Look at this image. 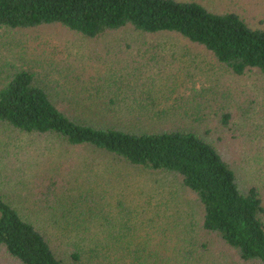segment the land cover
I'll return each instance as SVG.
<instances>
[{
  "label": "trees",
  "instance_id": "1",
  "mask_svg": "<svg viewBox=\"0 0 264 264\" xmlns=\"http://www.w3.org/2000/svg\"><path fill=\"white\" fill-rule=\"evenodd\" d=\"M39 28L58 29L89 40L122 32L144 39L172 40L180 53H200L233 76H264V20L260 27L254 26L243 14L220 13L196 0H0V30L17 34ZM118 90L113 91L116 94L110 102L121 100L119 105L124 109L133 106L134 93ZM70 113L53 100L33 71L17 68L0 81V124L32 137L34 142L63 140L64 145L52 147L50 154H40V160L35 161L39 174L33 177L32 199L25 204L39 208L44 214L42 223L48 224L47 216L49 222L56 219L55 213L72 203L67 215L81 228L77 230L79 241L69 243L73 248L70 256L79 258L84 235L89 239L84 243L104 264L163 261L164 240L149 243L156 232L154 216L147 221L148 232L141 238L139 224L132 226L129 219L110 211L114 207L128 210L124 196L135 179L142 177L137 171H143L174 178L198 211L189 237L186 222L180 227L166 221L160 227L164 228L162 233L156 232L160 237L168 232L186 237L183 240L188 245L182 252L176 246L166 254L168 264H188L187 260L214 255H226L237 264H264L260 190L253 182L243 189L239 186L235 167L216 144L169 122L152 123L134 132L87 124ZM221 118V124L227 126L230 115L224 113ZM47 146H53L51 141L39 149ZM66 146L76 149L77 155L65 157L62 149ZM84 148L90 151L84 152ZM99 153L105 156L107 166L100 173L94 171L101 163ZM261 161L264 154L258 159ZM42 166L53 173L47 176ZM116 181L122 182L124 192L113 195V203L106 186ZM20 211L22 207L19 210L0 193V255L19 264H65L45 230ZM62 216L67 223L66 213ZM177 241L174 239L175 244ZM183 253L187 260L180 258Z\"/></svg>",
  "mask_w": 264,
  "mask_h": 264
},
{
  "label": "rangeland",
  "instance_id": "2",
  "mask_svg": "<svg viewBox=\"0 0 264 264\" xmlns=\"http://www.w3.org/2000/svg\"><path fill=\"white\" fill-rule=\"evenodd\" d=\"M196 1L220 13L243 14L254 26L260 27L264 20V0ZM172 42L144 39L128 32L89 40L58 29L39 28L17 34L0 30V81L17 68L33 71L57 104L64 105L71 116L87 124L139 132L152 123L169 122L193 130L221 148L237 171L239 186L243 189L253 182L264 201V161L258 162L264 154V76H233L200 53H180ZM80 89L85 92L78 93ZM114 90L134 93L133 106L124 109L119 105L123 103L121 100L110 102L111 95L116 94ZM224 113L230 115L227 126L221 124ZM50 141L53 146L39 149ZM62 144L63 140L57 138L34 142L32 137L0 124V193L19 210L22 207L20 212L45 230L65 264H104L102 257L84 243L88 239L84 235L79 242V258L70 256L73 248L69 243L79 241L77 230L81 228L67 215V207L72 203L66 202L68 205L55 213L56 219L49 222L47 216L48 224L42 223L44 214L39 208L25 204L32 199L33 177L36 172L39 174L35 161L40 160V154L46 157L54 150L52 147L59 148ZM69 149L72 150L66 152ZM89 151L90 148H84V152ZM62 152L65 157L78 153L67 146ZM97 160L101 163L94 171H105V156L99 153ZM41 170L47 176L53 173L44 166ZM137 173L142 177L135 179L123 199L130 213L120 207L110 209L111 213L129 219L132 226L139 224L141 238L148 232L147 221H151V216L159 233L166 221L180 227L186 222L189 237L198 211L184 189L172 177ZM61 175L64 176L62 170ZM106 188L112 201L113 195L121 196L124 192L121 181ZM156 232L151 235L150 245L162 243L163 239L166 246L163 261L156 264H168L167 253L176 246L182 252L188 245L182 234L168 232L160 237ZM197 256L195 253L194 257ZM182 257L189 258L184 253ZM197 258L187 263L237 264L226 255ZM0 264L19 263L0 255Z\"/></svg>",
  "mask_w": 264,
  "mask_h": 264
}]
</instances>
